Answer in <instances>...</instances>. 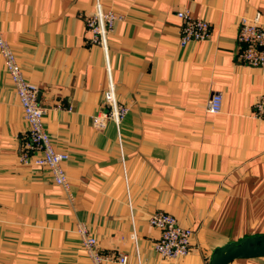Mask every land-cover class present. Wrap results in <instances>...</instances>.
<instances>
[{
    "label": "crops",
    "instance_id": "crops-1",
    "mask_svg": "<svg viewBox=\"0 0 264 264\" xmlns=\"http://www.w3.org/2000/svg\"><path fill=\"white\" fill-rule=\"evenodd\" d=\"M98 2L121 16L105 50L84 27L96 0H0V39L39 90L71 187L69 199L46 168L21 165L27 125L0 57V264H92L80 225L126 264H208L223 245L264 236V118L252 111L264 69L235 56L240 18L264 23V0ZM183 10L210 24L208 40L179 44ZM111 86L127 114L96 130ZM217 93L222 108L210 114ZM156 211L192 231L185 257L154 250Z\"/></svg>",
    "mask_w": 264,
    "mask_h": 264
},
{
    "label": "built area",
    "instance_id": "built-area-1",
    "mask_svg": "<svg viewBox=\"0 0 264 264\" xmlns=\"http://www.w3.org/2000/svg\"><path fill=\"white\" fill-rule=\"evenodd\" d=\"M176 16L182 21L180 45L209 39L211 26L207 21L193 18L187 10L177 12ZM120 19L121 16L112 10L103 11L96 0L94 13L84 18L86 33L90 34V44L100 46L105 50L107 37L112 32L114 24ZM235 38L238 45L235 54L236 61L243 66L263 70L264 23L261 22L259 14H255L253 17L242 16ZM0 57L6 74L14 86L23 119L27 125L22 137L25 147L22 156H20V163L23 166L46 168L52 176L53 183L71 199V187L63 169L68 155L55 151L51 144L50 135L43 124L45 110L39 104V90L23 77L15 56L2 39H0ZM105 103L110 108L109 113L100 112L92 117L91 125L96 130H102L108 120L118 128L127 114L126 107L116 101L112 86L106 93ZM221 108V94H213L207 102V112L218 114ZM252 111L256 118H264V91L253 104ZM147 222L150 227L159 231L154 250L162 259L175 260L185 257L190 252L192 231L181 227L174 216L163 211H156L148 216ZM76 232L80 237L82 250L92 264H105L110 261L126 264V256L123 254L114 257L113 254L103 253L85 227L78 226Z\"/></svg>",
    "mask_w": 264,
    "mask_h": 264
},
{
    "label": "water",
    "instance_id": "water-1",
    "mask_svg": "<svg viewBox=\"0 0 264 264\" xmlns=\"http://www.w3.org/2000/svg\"><path fill=\"white\" fill-rule=\"evenodd\" d=\"M264 258V236H251L223 245L214 251L208 264H230L239 259Z\"/></svg>",
    "mask_w": 264,
    "mask_h": 264
}]
</instances>
